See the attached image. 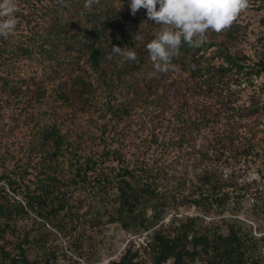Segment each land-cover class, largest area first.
Segmentation results:
<instances>
[{"label":"trees","instance_id":"trees-1","mask_svg":"<svg viewBox=\"0 0 264 264\" xmlns=\"http://www.w3.org/2000/svg\"><path fill=\"white\" fill-rule=\"evenodd\" d=\"M253 1L264 10V0ZM14 2L15 30L0 36V128L8 115L18 125L27 112L30 120L26 139L13 137L11 148L15 130L0 139V264L54 262L56 231L47 222L80 252L109 222L147 231L145 248L131 242L113 264H145V254L151 264H264V235L238 219L182 215L165 224L182 182L172 184L176 173L154 152L177 148L178 159L195 169L212 158V171L196 175L204 178L199 185L191 179L196 186L182 202L222 212L232 183L213 164L227 153L224 162L236 164L258 155L263 141L264 82L257 79L264 73V31L252 39L254 29L234 19L208 30L198 47L182 42L174 67L156 72L146 44L160 26L143 8L130 14L128 0ZM113 45L136 59L113 54ZM146 129L147 144L125 141ZM203 129L211 133L206 149L197 144ZM244 189L264 202L261 182ZM22 219H32L31 228Z\"/></svg>","mask_w":264,"mask_h":264},{"label":"rangeland","instance_id":"rangeland-1","mask_svg":"<svg viewBox=\"0 0 264 264\" xmlns=\"http://www.w3.org/2000/svg\"><path fill=\"white\" fill-rule=\"evenodd\" d=\"M263 16L264 10L257 8L253 0H248V7L241 11L236 16L235 20L241 22V24L246 26L249 30L254 29V32L251 34V38L254 39L257 37L260 30L264 31V24L260 22ZM246 44H248L247 41H245L243 44L239 43V47H243V45ZM261 82H264V73L259 79H257V84H260ZM254 89V86L247 88L244 91L243 97L240 99V101L243 102L247 100L249 93H251ZM26 116H28V112L19 119L20 125H18L16 122H13L9 115L6 116L7 124L5 128H0V139H2L3 133L5 131L15 130L10 136V139L12 140L8 141L10 148L12 147L13 140L15 138H27V121L30 119H25ZM25 120L27 123L24 124ZM148 130L149 129L144 131H131L125 141L129 142V144H147L144 142V138L146 137ZM207 134L211 133H209L208 129H203L202 133H200L199 139L197 140L198 147L206 149L208 138ZM258 136L263 140L261 146H258V155L253 154L252 157H249V159H245V157H243L241 161L237 162L236 164L230 160H228L229 163L224 162V160H226V156L230 155L227 153L222 156L221 162H218V164H213V167H215L216 170L218 169L219 173L221 174L219 176H223L226 178V181H231L232 183L230 184L229 182V186L226 187L227 191H231L230 199L222 206V212L219 213H207L200 206L189 202H182L185 201L183 200L182 193H184V195H189L188 191L190 188H193L196 186V184L199 185L200 181L204 179L200 177L196 180V175L200 176L204 169L207 171H212V158L207 160L206 166L202 165L195 169L193 168L192 164H184L182 158L178 159V155H180L181 152L177 148H173L174 150H167L166 148L161 147L155 149V155L158 154L159 163L161 166L165 167L167 171H174L177 175L176 177L171 176L170 181L172 184H177L178 181L182 182L180 186L181 193L177 194L179 201L178 205L177 207H173L172 210L167 214L164 219L165 224H167L172 217L182 215L200 216L207 222H212V219L214 221L220 222L222 217H227L231 219H238L245 229L250 230L253 234L258 235V237L264 235V207L261 205L264 202L262 200L257 201L258 198L254 196L255 194L244 189L245 183H250L254 180L264 184V181L262 182L264 179V122L259 124ZM15 146H17V144ZM153 147L148 151L152 152V150H154ZM20 155L23 154L21 153ZM191 179L196 181V184H194ZM195 191L197 192H195L194 195L198 196L199 190L196 189ZM243 193L246 194L241 196ZM31 222L32 219H22L19 221V224L21 226L31 228ZM47 226L56 231V236L52 235L51 239L52 247L56 251L57 258L51 264H113V261L119 258L122 251L129 243L133 242L135 247L145 248V241L147 240V237H149L147 235V231L143 232L142 234H136L132 231H126L122 229L117 223L109 222L105 225V227H103L101 232L95 230V233H93L95 236H92L94 238L92 239L93 246L90 249H82V252H80L78 250H73L74 246L72 244V237H70V235L59 231L53 225H49L48 222ZM144 239L145 241H143ZM261 248L264 256V244L261 246ZM65 253L68 255L67 257L64 256ZM143 257V259H145V264H151L150 256L148 254H145ZM38 264L46 263L39 259Z\"/></svg>","mask_w":264,"mask_h":264},{"label":"clouds","instance_id":"clouds-1","mask_svg":"<svg viewBox=\"0 0 264 264\" xmlns=\"http://www.w3.org/2000/svg\"><path fill=\"white\" fill-rule=\"evenodd\" d=\"M128 7L132 15L145 9L147 18L160 26L146 49L154 70L165 72L174 67L171 61L182 42L198 47L208 30L218 32L228 27L248 7V0H128ZM16 11L14 0H0V36L7 37L15 30ZM111 51L136 59L132 50L113 45Z\"/></svg>","mask_w":264,"mask_h":264},{"label":"built area","instance_id":"built-area-1","mask_svg":"<svg viewBox=\"0 0 264 264\" xmlns=\"http://www.w3.org/2000/svg\"><path fill=\"white\" fill-rule=\"evenodd\" d=\"M143 241H145V239ZM146 242H147V240L145 241V245H146Z\"/></svg>","mask_w":264,"mask_h":264}]
</instances>
